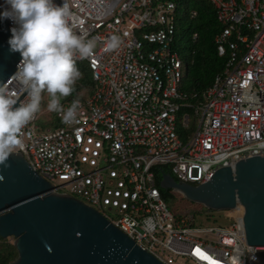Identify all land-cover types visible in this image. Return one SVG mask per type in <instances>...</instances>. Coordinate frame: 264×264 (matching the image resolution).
Instances as JSON below:
<instances>
[{
    "label": "built area",
    "instance_id": "obj_1",
    "mask_svg": "<svg viewBox=\"0 0 264 264\" xmlns=\"http://www.w3.org/2000/svg\"><path fill=\"white\" fill-rule=\"evenodd\" d=\"M181 1L67 0L74 32L97 38L91 57H76L88 68L93 93L78 99L71 124L53 112L59 125L42 126L37 112L12 153L52 193L94 209L162 264H264V245H247L243 208L197 217L173 212L154 173L168 167L177 181L197 186L220 168L264 156V0H206L221 28L214 44L225 62L198 103L183 91ZM9 7L0 0V13ZM112 35L120 46L105 51ZM17 72L0 88L20 105L27 92Z\"/></svg>",
    "mask_w": 264,
    "mask_h": 264
},
{
    "label": "water",
    "instance_id": "obj_2",
    "mask_svg": "<svg viewBox=\"0 0 264 264\" xmlns=\"http://www.w3.org/2000/svg\"><path fill=\"white\" fill-rule=\"evenodd\" d=\"M11 29L0 18V87L22 59L10 51ZM6 165H0V238H14L17 258L10 264H162L94 209L52 193L20 153ZM178 181L165 174L160 187L211 211L243 208L247 245H264V156L220 168L204 184Z\"/></svg>",
    "mask_w": 264,
    "mask_h": 264
},
{
    "label": "clouds",
    "instance_id": "obj_3",
    "mask_svg": "<svg viewBox=\"0 0 264 264\" xmlns=\"http://www.w3.org/2000/svg\"><path fill=\"white\" fill-rule=\"evenodd\" d=\"M9 9L0 13L2 19H12L18 27L11 29L8 41L11 52H19L16 80L25 87L27 97L19 107L7 90L0 88V165L12 151L22 145L21 130L40 110L42 93L48 94L47 109L56 112L66 124L73 123L81 108L73 100L68 107L61 100L75 91L82 76L76 66V57L86 59L94 54L97 38L86 39L77 35L70 24L71 10L53 0H5ZM120 37L112 35L104 41L105 51L120 46ZM4 177L0 175V181Z\"/></svg>",
    "mask_w": 264,
    "mask_h": 264
},
{
    "label": "trees",
    "instance_id": "obj_4",
    "mask_svg": "<svg viewBox=\"0 0 264 264\" xmlns=\"http://www.w3.org/2000/svg\"><path fill=\"white\" fill-rule=\"evenodd\" d=\"M185 2V13L179 18L180 28L178 31L180 36L181 27L185 28L183 35L184 39L186 38L184 47L185 57H183V55L182 57L186 65V75L183 82V89L188 95V102L198 103L202 100V94L211 85L214 77L222 71L225 58L218 57L214 44V37L221 28L216 20L213 7L206 0H195V2L191 4L188 1ZM179 9L181 10V6H179ZM192 12L196 13L194 18L190 17ZM194 34L197 35V38L195 41H192V36ZM76 66L82 73V76L75 84V91L70 96L63 98L61 103L74 99H86L93 93L94 83L86 64L76 63ZM83 89H86V94H80V91ZM38 112L40 113V110ZM41 115H43V113H41ZM38 122L42 126L52 125L53 127H57L59 125V123L54 120L53 112L48 113L47 116H41ZM154 173L162 199L171 211H175L170 201L185 199L170 190L160 187L163 175L168 174L172 176L170 169L168 167H156ZM174 179L176 180V178ZM199 207V210L202 212H213L201 205H199ZM16 258L17 251L13 244L7 242V239L0 238V264H10L15 261Z\"/></svg>",
    "mask_w": 264,
    "mask_h": 264
},
{
    "label": "rangeland",
    "instance_id": "obj_5",
    "mask_svg": "<svg viewBox=\"0 0 264 264\" xmlns=\"http://www.w3.org/2000/svg\"><path fill=\"white\" fill-rule=\"evenodd\" d=\"M185 1H188L190 4L191 3H194L195 0H182L181 1V10H180V15L183 16L184 15V7H185ZM189 4V5H190ZM179 28H180V25H179ZM183 28V30H182ZM184 30L185 28L184 27H181V33H180V36H178L179 38V43L181 44V56L184 55L185 51H184V47H185V41H186V38L184 39L183 35H184ZM97 48V46H96ZM95 48V49H96ZM87 91L86 89H83L82 91H80V94H86ZM41 107H40V113H39V118L43 115L47 116V114L49 112H47V104H48V94L46 92L43 93V97H42V101H41ZM41 113H43V115H41ZM170 204H172L173 206V212H176V213H183V212H188L190 214H193L195 215L196 217L198 215H200L202 213V211H200V207L199 205L197 204H193V203H190L186 200H175V201H170ZM7 242L13 244L14 243V238H7Z\"/></svg>",
    "mask_w": 264,
    "mask_h": 264
},
{
    "label": "crops",
    "instance_id": "obj_6",
    "mask_svg": "<svg viewBox=\"0 0 264 264\" xmlns=\"http://www.w3.org/2000/svg\"><path fill=\"white\" fill-rule=\"evenodd\" d=\"M183 57H185V56L183 55ZM218 57H219V56H218ZM222 70H223V69H222ZM221 72H222V71H221ZM221 72H219V73H221ZM185 75H186V73H185ZM184 78H185V76H184ZM213 80H214V79H213ZM183 82H184V79H183ZM212 83H213V81H212ZM212 83H211V85H212ZM211 85H210V86H211ZM210 86H209V87H210ZM209 87H208V88H209ZM208 88H207V89H208ZM183 91H184V89H183Z\"/></svg>",
    "mask_w": 264,
    "mask_h": 264
},
{
    "label": "snow or ice",
    "instance_id": "obj_7",
    "mask_svg": "<svg viewBox=\"0 0 264 264\" xmlns=\"http://www.w3.org/2000/svg\"><path fill=\"white\" fill-rule=\"evenodd\" d=\"M196 251L199 252L200 250L197 249ZM210 264H215V262L214 261H210Z\"/></svg>",
    "mask_w": 264,
    "mask_h": 264
}]
</instances>
